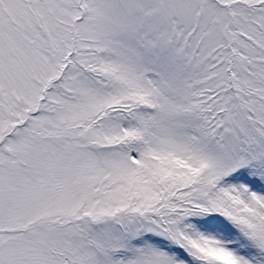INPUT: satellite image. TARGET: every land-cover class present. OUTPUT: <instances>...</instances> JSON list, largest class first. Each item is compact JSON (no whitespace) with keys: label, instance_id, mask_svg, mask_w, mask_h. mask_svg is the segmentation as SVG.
Wrapping results in <instances>:
<instances>
[{"label":"snow or ice","instance_id":"obj_1","mask_svg":"<svg viewBox=\"0 0 264 264\" xmlns=\"http://www.w3.org/2000/svg\"><path fill=\"white\" fill-rule=\"evenodd\" d=\"M0 264H264V0H0Z\"/></svg>","mask_w":264,"mask_h":264}]
</instances>
